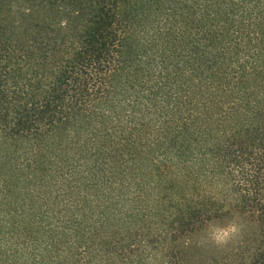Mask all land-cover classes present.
Wrapping results in <instances>:
<instances>
[{"label": "trees", "instance_id": "trees-1", "mask_svg": "<svg viewBox=\"0 0 264 264\" xmlns=\"http://www.w3.org/2000/svg\"><path fill=\"white\" fill-rule=\"evenodd\" d=\"M0 264H264V0H0Z\"/></svg>", "mask_w": 264, "mask_h": 264}, {"label": "clouds", "instance_id": "clouds-1", "mask_svg": "<svg viewBox=\"0 0 264 264\" xmlns=\"http://www.w3.org/2000/svg\"><path fill=\"white\" fill-rule=\"evenodd\" d=\"M240 231V226L231 223L227 227L215 228L209 234V240L217 246L223 247L234 239Z\"/></svg>", "mask_w": 264, "mask_h": 264}]
</instances>
